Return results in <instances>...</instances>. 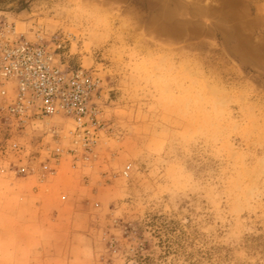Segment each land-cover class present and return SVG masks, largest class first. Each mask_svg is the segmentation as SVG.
I'll list each match as a JSON object with an SVG mask.
<instances>
[{"label": "rangeland", "instance_id": "obj_1", "mask_svg": "<svg viewBox=\"0 0 264 264\" xmlns=\"http://www.w3.org/2000/svg\"><path fill=\"white\" fill-rule=\"evenodd\" d=\"M13 36L98 80L100 125L0 96V264H264V0H0Z\"/></svg>", "mask_w": 264, "mask_h": 264}, {"label": "built area", "instance_id": "obj_2", "mask_svg": "<svg viewBox=\"0 0 264 264\" xmlns=\"http://www.w3.org/2000/svg\"><path fill=\"white\" fill-rule=\"evenodd\" d=\"M60 49L54 40L0 39V96L9 99L6 109L20 122L63 116L73 124L74 143L90 147L100 125L92 102L98 80L80 66L64 63ZM49 133L58 134L52 128Z\"/></svg>", "mask_w": 264, "mask_h": 264}]
</instances>
